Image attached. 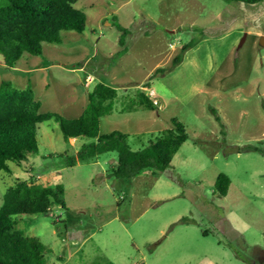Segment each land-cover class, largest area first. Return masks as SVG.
Segmentation results:
<instances>
[{
    "label": "rangeland",
    "instance_id": "374dc122",
    "mask_svg": "<svg viewBox=\"0 0 264 264\" xmlns=\"http://www.w3.org/2000/svg\"><path fill=\"white\" fill-rule=\"evenodd\" d=\"M75 7L86 15L85 30L61 31L60 43L23 54L17 68L0 55V84L30 85L40 113L77 118L104 83L118 98L100 134L123 131L138 150L177 119L189 137L166 170L118 178L116 152L69 167L64 155L97 139H66L56 119L40 123L39 152L0 172V206L7 188L29 176L64 185L67 208L54 204L16 226L41 239L46 264H264V1L78 0ZM118 25L129 29L128 52L115 61ZM184 44L191 46L183 52ZM181 53L173 70L150 79ZM139 89L155 92L157 108L121 111ZM220 173L232 180L226 196L216 188Z\"/></svg>",
    "mask_w": 264,
    "mask_h": 264
},
{
    "label": "trees",
    "instance_id": "16d2710c",
    "mask_svg": "<svg viewBox=\"0 0 264 264\" xmlns=\"http://www.w3.org/2000/svg\"><path fill=\"white\" fill-rule=\"evenodd\" d=\"M256 4L264 0H231ZM78 0H2L0 2V55L8 68H15L25 53L40 55L44 43H60V32L75 30L82 33L87 24L85 13L76 8ZM121 36L120 49L115 53L118 61L128 52L126 46L129 29L118 25ZM191 44L182 45L186 51ZM183 54L175 56L171 65L159 67L150 79L160 73L173 70L183 61ZM118 90L104 83H98L89 94V102L77 118H67L58 113H40L42 103L29 85L20 89L11 80L0 84V172L13 173L12 164L22 166L29 155L39 152L37 126L56 119L66 139L74 137L96 138L95 142L82 145L73 155L65 156L67 165L95 158L103 153L116 152L117 161L111 175L118 178H131L143 170L150 169L155 174L172 165L174 156L187 141L186 126L173 119V127L165 129L155 141L142 149L134 150L129 143V135L115 130L100 134L101 118L114 110ZM156 100L144 90L128 96L122 102L121 111L139 108L155 110ZM216 120L223 127L221 117L213 110ZM29 179H21L10 185L3 193L0 206V264H46V246L37 236L26 235L17 224L25 215L48 213L52 205L67 208L63 184L45 186ZM32 178V179H31ZM232 184L226 173H220L216 188L226 196ZM107 264H115L108 262Z\"/></svg>",
    "mask_w": 264,
    "mask_h": 264
},
{
    "label": "built area",
    "instance_id": "2783aa9c",
    "mask_svg": "<svg viewBox=\"0 0 264 264\" xmlns=\"http://www.w3.org/2000/svg\"><path fill=\"white\" fill-rule=\"evenodd\" d=\"M149 95L152 97L153 95H155V92L152 90L150 91Z\"/></svg>",
    "mask_w": 264,
    "mask_h": 264
},
{
    "label": "water",
    "instance_id": "95a60500",
    "mask_svg": "<svg viewBox=\"0 0 264 264\" xmlns=\"http://www.w3.org/2000/svg\"><path fill=\"white\" fill-rule=\"evenodd\" d=\"M262 44H264V39H263V42H262Z\"/></svg>",
    "mask_w": 264,
    "mask_h": 264
},
{
    "label": "crops",
    "instance_id": "0c3cea01",
    "mask_svg": "<svg viewBox=\"0 0 264 264\" xmlns=\"http://www.w3.org/2000/svg\"><path fill=\"white\" fill-rule=\"evenodd\" d=\"M15 68H17V67H15ZM85 110V109H84ZM44 176H46V175H44Z\"/></svg>",
    "mask_w": 264,
    "mask_h": 264
}]
</instances>
